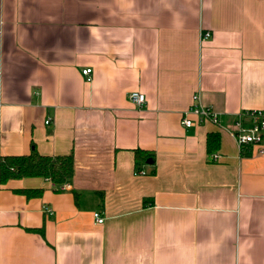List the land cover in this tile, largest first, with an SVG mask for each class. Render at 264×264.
Wrapping results in <instances>:
<instances>
[{
	"label": "crops",
	"instance_id": "crops-1",
	"mask_svg": "<svg viewBox=\"0 0 264 264\" xmlns=\"http://www.w3.org/2000/svg\"><path fill=\"white\" fill-rule=\"evenodd\" d=\"M195 103L220 124L184 126ZM252 110L264 0H0V158L75 159L68 189L0 182V264H264V154L229 132Z\"/></svg>",
	"mask_w": 264,
	"mask_h": 264
},
{
	"label": "trees",
	"instance_id": "trees-1",
	"mask_svg": "<svg viewBox=\"0 0 264 264\" xmlns=\"http://www.w3.org/2000/svg\"><path fill=\"white\" fill-rule=\"evenodd\" d=\"M220 136L210 134L207 140L208 151L213 153L219 146ZM137 162H146L150 155L147 152L136 150ZM75 174V159L73 155L43 156L36 148L27 156H5L0 158V182L6 184L14 180L26 178H45L55 186L62 187L68 184ZM28 198L38 197L42 190L20 191Z\"/></svg>",
	"mask_w": 264,
	"mask_h": 264
},
{
	"label": "built area",
	"instance_id": "built-area-1",
	"mask_svg": "<svg viewBox=\"0 0 264 264\" xmlns=\"http://www.w3.org/2000/svg\"><path fill=\"white\" fill-rule=\"evenodd\" d=\"M210 36L206 34V38ZM83 76L86 77L88 82L92 81L93 70L86 68L82 71ZM130 100L137 105L142 107L145 104L146 96L140 92H133L130 94ZM197 100V98L195 99ZM192 116L196 117L199 122L209 121L214 124H220L219 114L209 107H204L199 103H195L191 108L184 112L182 123L186 127H192L194 121ZM231 136L236 141L238 147L242 150L245 147H256L258 154H264V111L263 110H252L241 114L238 119L234 122L233 127L229 130ZM212 159L217 161L219 159L218 154H213ZM138 175H145L144 171H137ZM65 189L70 188L69 185L63 186ZM46 213L52 214V210L44 208ZM95 221L97 224H104L106 218L101 213L94 214Z\"/></svg>",
	"mask_w": 264,
	"mask_h": 264
},
{
	"label": "water",
	"instance_id": "water-1",
	"mask_svg": "<svg viewBox=\"0 0 264 264\" xmlns=\"http://www.w3.org/2000/svg\"><path fill=\"white\" fill-rule=\"evenodd\" d=\"M153 163V160H148V164H152Z\"/></svg>",
	"mask_w": 264,
	"mask_h": 264
}]
</instances>
